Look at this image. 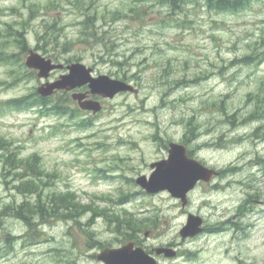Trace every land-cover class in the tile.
I'll list each match as a JSON object with an SVG mask.
<instances>
[{"label":"rangeland","instance_id":"1","mask_svg":"<svg viewBox=\"0 0 264 264\" xmlns=\"http://www.w3.org/2000/svg\"><path fill=\"white\" fill-rule=\"evenodd\" d=\"M207 3L0 0V52L23 60L0 62V264H101L94 256L126 242L129 219L140 223L131 227L143 249H178L158 264H264V0L236 12L209 11ZM12 29L26 38L22 56ZM30 50L124 78L139 93L105 100L95 116L70 103L67 115L14 109L7 103L43 83L23 76ZM169 142L221 171L217 187H197L185 209L166 192L140 194L135 183L166 158ZM29 161L43 206L68 194L73 214L32 227L12 216L35 199L21 189L33 176L18 167ZM187 212L207 229L183 243Z\"/></svg>","mask_w":264,"mask_h":264},{"label":"water","instance_id":"2","mask_svg":"<svg viewBox=\"0 0 264 264\" xmlns=\"http://www.w3.org/2000/svg\"><path fill=\"white\" fill-rule=\"evenodd\" d=\"M25 66L37 71V78L47 80L52 71L62 70V65L53 64L51 60L45 59L37 53L30 52L26 58ZM68 74L61 76L54 82L42 84L37 93L43 98L50 97L58 91H71L78 87L88 85L92 95L104 99H112L115 95L123 92L137 91L130 85L112 80L107 76L91 77V69L82 64H72L67 67ZM72 98L78 101L79 107L84 111H91L96 114L101 110L98 102L88 101L82 95H73ZM167 160L153 164L151 168L155 171L147 180L140 177L136 184L147 193L156 194L167 191L173 198L181 200L186 205V195L200 180L209 181L212 176L217 175L213 169H208L199 162L186 157L183 146L177 144L169 145ZM202 220L197 216H189L186 225L180 231L182 240L188 237H195L202 232ZM155 252L164 254L167 258L175 257L176 253L171 249H156ZM97 260L103 264H156L155 260L147 255L142 249H133V243H128L118 249H105L98 256Z\"/></svg>","mask_w":264,"mask_h":264},{"label":"trees","instance_id":"3","mask_svg":"<svg viewBox=\"0 0 264 264\" xmlns=\"http://www.w3.org/2000/svg\"><path fill=\"white\" fill-rule=\"evenodd\" d=\"M164 3L169 4L173 9L178 8L179 5L184 3L186 0H162ZM207 6L209 9H215L216 11H236L242 8L243 5H247V3L250 2V0H207ZM12 42L14 46L17 47V50L20 52V55H24L28 51V47L26 45L27 41L24 36V33L21 30H15L12 29ZM15 55V53H12V56ZM19 55V56H20ZM8 59L16 63L18 65L21 64L22 57H17L15 59H10L8 55H6V51L0 52V62L1 61H8ZM24 65V64H23ZM23 76L32 78L35 76V73L30 70H25L23 73ZM51 98L42 99L40 98L36 92H33L27 96L20 97L18 99L11 100L7 103L10 107H13L14 109L19 110H27L33 107H37L40 110H46V111H54L58 115L64 114L67 109H65L63 106H57L55 104L51 105L50 103ZM21 171L25 170L27 172V176H33L31 177L30 181H26V186L24 188H21L26 193L35 196L34 202L32 204H26V201L18 208L17 211L11 213L12 216L15 218L20 219L22 222H24L27 226L32 227L33 226V220L37 219L38 221L45 220L48 218H54L56 214L62 211H69L71 214H73L71 207H68L66 204L67 200H70V202L73 201V198L70 197L68 194L59 197L57 200L54 198L52 201H50L47 208L43 206V203L40 200V197H38V185H36L34 180H41L40 173L37 167L35 166V161H29L25 162L23 167H18ZM125 201V196L118 200V202L121 204ZM74 207V206H73ZM73 209V208H72ZM123 224V223H122ZM125 225L126 229L128 231H134L133 228H131L130 225ZM128 231L122 233V236L124 238L130 239V235ZM8 241H9V237Z\"/></svg>","mask_w":264,"mask_h":264},{"label":"flooded vegetation","instance_id":"4","mask_svg":"<svg viewBox=\"0 0 264 264\" xmlns=\"http://www.w3.org/2000/svg\"><path fill=\"white\" fill-rule=\"evenodd\" d=\"M243 6H245V5H243ZM242 6V7H243ZM209 11H211V10H209ZM222 11H224V12H227V11H225V10H222ZM75 93H79V94H83V95H86V94H88L89 95V89H88V86H83V87H80V88H78V89H76L75 91H74ZM67 94H70L71 95V93H67ZM89 98L90 99H96V97H94V96H89ZM221 176V173H220V175L218 176V178ZM207 186H209V187H213V188H215V187H217V185L214 183V180L212 181V182H209V183H205V182H199L198 184H197V187H207ZM188 214H189V212H187ZM204 225H205V220H204ZM206 229H207V227H205L204 228V231H206ZM149 234L150 233H145L144 234V237L145 238H148V236H149ZM191 240H193V239H191ZM191 240H186V241H184L183 243H189ZM129 241H132V242H134V247H142L143 248V246H144V244L143 243H140V240H139V235H135L134 237H133V239H131V240H129ZM127 242V241H126ZM166 247H173V248H176L175 246H166ZM145 249V248H144ZM146 250V249H145ZM152 250H153V248H151V250L148 252L147 250V252L148 253H151L152 252ZM161 258H163V257H158V260H160Z\"/></svg>","mask_w":264,"mask_h":264}]
</instances>
